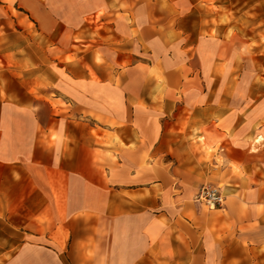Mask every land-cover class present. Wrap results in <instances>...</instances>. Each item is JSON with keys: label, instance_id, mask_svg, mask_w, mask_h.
Here are the masks:
<instances>
[{"label": "crops", "instance_id": "crops-1", "mask_svg": "<svg viewBox=\"0 0 264 264\" xmlns=\"http://www.w3.org/2000/svg\"><path fill=\"white\" fill-rule=\"evenodd\" d=\"M255 54L244 99L223 71L221 90L180 93L139 130L147 156L141 139L125 140L135 146L125 158L69 129L55 146L37 139L27 157L0 141V264H264V52ZM209 180L223 184L225 213L193 216L198 206L179 198Z\"/></svg>", "mask_w": 264, "mask_h": 264}, {"label": "rangeland", "instance_id": "rangeland-1", "mask_svg": "<svg viewBox=\"0 0 264 264\" xmlns=\"http://www.w3.org/2000/svg\"><path fill=\"white\" fill-rule=\"evenodd\" d=\"M260 51L264 0H0V141L27 157L69 129L132 158L125 140L141 139L180 93L221 90L223 71L244 99ZM202 187L179 201L196 217L225 213L226 197L214 209L196 201Z\"/></svg>", "mask_w": 264, "mask_h": 264}, {"label": "built area", "instance_id": "built-area-1", "mask_svg": "<svg viewBox=\"0 0 264 264\" xmlns=\"http://www.w3.org/2000/svg\"><path fill=\"white\" fill-rule=\"evenodd\" d=\"M196 201L211 209L221 208L225 202V195L218 186H203L197 193Z\"/></svg>", "mask_w": 264, "mask_h": 264}]
</instances>
